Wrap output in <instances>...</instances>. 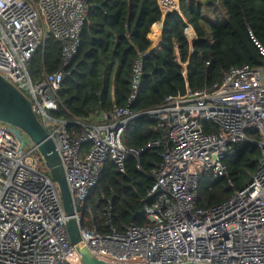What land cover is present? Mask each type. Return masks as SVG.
<instances>
[{
	"label": "built area",
	"instance_id": "obj_1",
	"mask_svg": "<svg viewBox=\"0 0 264 264\" xmlns=\"http://www.w3.org/2000/svg\"><path fill=\"white\" fill-rule=\"evenodd\" d=\"M88 9L89 0H0V76L28 99L52 138L84 244L96 258L119 264H264V60L258 67L229 68L212 88L186 89L156 108L133 113L141 54L132 66V92L124 107L92 119H59L53 114L57 92L76 54ZM48 37L62 44L60 66L34 81L28 63ZM259 50L264 57V47ZM144 114L158 121L167 139L147 191L151 201L142 207L146 222L122 231L110 227L102 234L93 221L83 219L84 202L105 161L123 172L125 159L142 153L125 147L121 135ZM203 123L216 130H205ZM21 135L26 137L0 122V264H79L56 184L36 146L27 137L24 143ZM249 142L260 153L251 181L233 188L227 200L199 208L201 176H226L223 159ZM85 144L90 146L83 152ZM157 145L153 141L146 148ZM228 185L232 187L230 181ZM87 213L91 215L89 209Z\"/></svg>",
	"mask_w": 264,
	"mask_h": 264
},
{
	"label": "trees",
	"instance_id": "obj_2",
	"mask_svg": "<svg viewBox=\"0 0 264 264\" xmlns=\"http://www.w3.org/2000/svg\"><path fill=\"white\" fill-rule=\"evenodd\" d=\"M161 18L158 0H89L76 54L57 92L54 116L67 121L86 119L113 107H124L132 92V66L141 54L139 86L130 103L133 113L156 108L167 96L186 89L212 88L229 68L258 67L264 60L259 50L264 47V0H179V11L164 16L161 42L151 48L152 29ZM188 25L196 37L192 51L186 36ZM61 51V42L46 38L28 63L32 80L57 71ZM203 126L207 131L216 130L207 123ZM165 133L149 115H139L128 123L121 135L123 145L143 151L138 158L125 159L123 172L111 160L103 163L97 183L84 202L85 222L93 221L102 234L110 227L122 231L146 222L139 211L151 201L147 200V191L167 143ZM153 141L158 145L146 148ZM89 146L83 145V152ZM259 157L255 144L238 146L223 159L226 176H201L197 206L209 209L227 200L233 188L245 187L257 170Z\"/></svg>",
	"mask_w": 264,
	"mask_h": 264
},
{
	"label": "water",
	"instance_id": "obj_3",
	"mask_svg": "<svg viewBox=\"0 0 264 264\" xmlns=\"http://www.w3.org/2000/svg\"><path fill=\"white\" fill-rule=\"evenodd\" d=\"M196 38V37H195ZM192 40L190 46L192 48ZM187 63L184 64L186 70ZM184 75L186 72L184 71ZM0 122L19 129L36 146L51 180L56 184L65 215L68 240L74 247L79 264H119L93 256L81 239L79 222L75 217L72 197L65 179L54 142L31 109L30 102L13 85L0 76ZM143 203V202H142ZM143 214V210L139 211ZM134 216L131 217V220ZM191 264V263H184Z\"/></svg>",
	"mask_w": 264,
	"mask_h": 264
},
{
	"label": "crops",
	"instance_id": "obj_4",
	"mask_svg": "<svg viewBox=\"0 0 264 264\" xmlns=\"http://www.w3.org/2000/svg\"><path fill=\"white\" fill-rule=\"evenodd\" d=\"M158 3H159V6H160V9H161V12H162V18H161V21L155 23V25H157L156 27H154V30L152 29L153 33H154V38H153V41H152V44H151V48L158 45L160 42H161V30H162V25H163V20H164V16L171 12V11H179V2L177 3V6H175L173 3H170V2H166V1H160L158 0ZM188 29H187V37H188V40H194L195 39V33L192 29V27L190 25H188ZM157 28V29H156ZM186 34V33H185ZM192 35V36H190ZM190 51H192V48H190ZM95 115L93 116H89L87 119H92L94 118Z\"/></svg>",
	"mask_w": 264,
	"mask_h": 264
},
{
	"label": "rangeland",
	"instance_id": "obj_5",
	"mask_svg": "<svg viewBox=\"0 0 264 264\" xmlns=\"http://www.w3.org/2000/svg\"><path fill=\"white\" fill-rule=\"evenodd\" d=\"M178 2H179V0H178ZM187 38H188V37H187ZM188 41H189V43H190L192 40L189 39ZM21 136H23V138H22V139H23V142H24V143H27V142H28V141H27V138L24 137V135H21ZM13 142H14V144H17V143H18L16 137H14V136H13ZM26 145H27V144H25V146H26Z\"/></svg>",
	"mask_w": 264,
	"mask_h": 264
},
{
	"label": "bare ground",
	"instance_id": "obj_6",
	"mask_svg": "<svg viewBox=\"0 0 264 264\" xmlns=\"http://www.w3.org/2000/svg\"><path fill=\"white\" fill-rule=\"evenodd\" d=\"M190 36H192V35H190Z\"/></svg>",
	"mask_w": 264,
	"mask_h": 264
}]
</instances>
